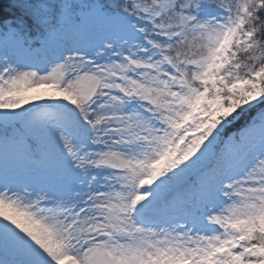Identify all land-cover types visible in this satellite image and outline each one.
Masks as SVG:
<instances>
[{
	"label": "snow or ice",
	"instance_id": "6c2138e0",
	"mask_svg": "<svg viewBox=\"0 0 264 264\" xmlns=\"http://www.w3.org/2000/svg\"><path fill=\"white\" fill-rule=\"evenodd\" d=\"M0 264H264V0H0Z\"/></svg>",
	"mask_w": 264,
	"mask_h": 264
},
{
	"label": "rangeland",
	"instance_id": "374dc122",
	"mask_svg": "<svg viewBox=\"0 0 264 264\" xmlns=\"http://www.w3.org/2000/svg\"><path fill=\"white\" fill-rule=\"evenodd\" d=\"M8 163L11 164V161L9 160Z\"/></svg>",
	"mask_w": 264,
	"mask_h": 264
}]
</instances>
